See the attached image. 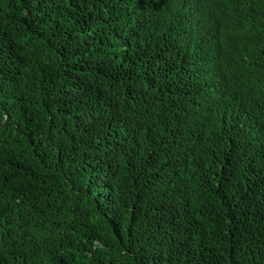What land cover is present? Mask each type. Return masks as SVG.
<instances>
[{"label": "trees", "instance_id": "16d2710c", "mask_svg": "<svg viewBox=\"0 0 264 264\" xmlns=\"http://www.w3.org/2000/svg\"><path fill=\"white\" fill-rule=\"evenodd\" d=\"M0 264H264V0H0Z\"/></svg>", "mask_w": 264, "mask_h": 264}]
</instances>
